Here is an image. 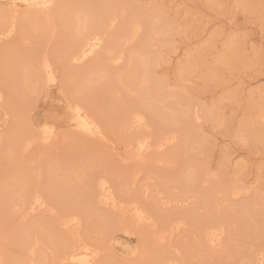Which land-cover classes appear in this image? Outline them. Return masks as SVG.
Wrapping results in <instances>:
<instances>
[{"label": "rangeland", "instance_id": "rangeland-1", "mask_svg": "<svg viewBox=\"0 0 264 264\" xmlns=\"http://www.w3.org/2000/svg\"><path fill=\"white\" fill-rule=\"evenodd\" d=\"M262 4L264 0H131L123 7L128 9L124 16H114V25L107 32L103 49L117 42L126 53L132 56L134 53L133 57H137L145 43H150L151 79L162 84L153 104H159L158 107L162 104L165 108L160 110L161 116L148 117L146 131L154 137L161 130L162 133L173 131L176 135L161 150L152 140L151 148L140 160L132 156L130 144V136L140 130L122 129L118 121L124 111L138 107L135 86L132 84L121 90L115 80L117 77L107 83L109 86L101 84L98 73L106 67L104 53L78 66L84 71L80 83L83 84L86 77L95 83L91 89L78 92L77 97L89 102L90 109L99 113L110 143L76 135L68 123L69 92L73 90L70 73L76 66L60 64L59 73L66 74L61 84L33 93H18L12 87L14 78L4 73H7V65L0 58V87L7 100L0 103V256L4 258L3 264H16V259L27 257L19 242V233L26 228L37 236V260L64 264L57 261V249L42 227L51 230L56 248L74 240L99 244L96 264H158L160 257L165 256L179 258L180 264H253L255 253L264 248V134L260 140L250 138L243 143L236 138V130L253 122L251 127L255 131H264V126L254 122L256 108L264 107ZM133 8H141L143 15L160 22L153 28L144 25L141 33L131 41L119 39V27L127 23ZM61 19L54 21L55 33L52 35L50 32L40 38L36 33L25 32L21 37L16 35L1 42L0 48L15 42L17 45L12 44L16 46L15 53L26 58L38 53L39 56H51L61 52L67 44ZM230 45L234 55L229 61ZM222 58L224 62L220 63L218 60ZM125 61L112 68L117 76L127 71ZM174 115L177 121L172 123L168 117L174 118ZM42 123L55 126L56 142L39 144L32 140V132ZM22 126L32 128L28 131L32 139L27 151L19 148L18 140L16 150L9 151L10 139L22 133ZM158 160H162L160 164ZM239 165L241 168L238 169ZM132 172L137 173L133 184L129 178ZM20 176L24 177V187L11 189ZM179 176L184 181L186 176L193 180L187 184L188 188L176 183ZM98 178L113 182L117 209L94 203L91 189ZM65 181L73 190L67 197L64 195ZM234 182L248 191L238 197L230 196L228 184ZM26 187L44 190L48 207L24 215L16 199L17 195L27 191ZM135 202L146 209L152 207L149 209H153L150 223L137 225L132 221L130 208ZM95 207L99 209L96 208L97 212ZM74 210L84 216L82 223L77 230L65 231L57 223ZM175 218L183 220L181 228L167 242L155 244L154 235L168 230L169 221H175ZM204 225L224 229L218 246L209 248L204 242L201 235ZM123 229L135 235H125ZM109 237L121 246L110 247ZM137 244L143 246L142 253L136 257L126 255L124 247L134 248Z\"/></svg>", "mask_w": 264, "mask_h": 264}, {"label": "bare ground", "instance_id": "bare-ground-1", "mask_svg": "<svg viewBox=\"0 0 264 264\" xmlns=\"http://www.w3.org/2000/svg\"><path fill=\"white\" fill-rule=\"evenodd\" d=\"M130 1L131 0H95V1H92V0H89V1H86V0H61V1L60 0H0V44H1V42L13 39V37L16 35H19V37H21L20 35H22L23 33L25 35V32L27 34L36 33V35L38 37L43 36L47 33L49 34L50 32H51L50 35H52V33L54 32V25H55L54 21H56L59 18L61 19V17H60L61 15H64V17H65L64 18L62 16L63 19H61V20H62V27L64 28L63 32H64V35L66 37L65 39H66V43H67L66 44L67 46L65 45L66 48L63 47L64 50H62L61 52L59 51L58 53H56L54 55H51V56L43 55L42 56L40 54L41 56H39V53H38V55L33 54L31 56V58L19 56L17 54V52L15 53L16 46L12 45L13 43L16 44L15 42L9 43L7 45L3 43V45H6V46L2 45L3 47L0 48V58L2 60L1 62H3V59H4V62L7 65V66L5 65L7 67V73L6 72H4V73L9 74L12 76V78H14L13 83H15V85H12V87H14V90L18 91V93H19V91H22L24 93H27V92L33 93V92L39 91L41 89L44 90L45 88H51L53 86H56L57 84H61L63 79L65 78L66 74L64 75L63 72L61 74L59 73L60 71H58V68H59L60 64L61 65L76 66V67H74L75 69L72 70V72H71L72 74L70 73V80L73 83L72 84L73 90H70V92H69V96H70L71 100L68 98L71 101L67 106L68 123L72 127L71 129L73 130L74 134H76V135H80L83 138H86L88 140L93 139V140H99L101 142H108L109 140L105 136L103 120L101 119L99 113H96L95 110L92 111L90 109L89 104H88L89 102L87 103L86 101H83L77 97L78 92H80L82 90L84 91V89L85 90L91 89L93 87V82H94V80H91L90 78L86 77L83 79V84H81L80 80H81L82 75L84 74V71H82V69L81 70L78 69L79 68L78 66L85 63V62H88L90 59H92L96 55H98L100 53H104L105 54V60H106V62H105L106 67L102 70L101 74L98 73V77L100 76L99 81L101 82V84L102 85L104 83L107 84V83L112 81V78L117 77V79H115V80L117 81L118 87L121 90L128 89L129 86L132 84L135 86L134 91L137 93V96H138L137 101H139L138 107L133 106L134 108H132V109L129 108V110L124 111L120 116V120H118V121L121 122L122 127H123L122 129L140 130V132L135 133L134 135L130 136V144L133 148L132 156L135 157L137 160L138 159L140 160L142 155L145 152H147L149 148H151L150 142H152V140L155 141L154 143H156L155 145H156L157 149H160L161 147L165 146L166 144H169L170 142H172V140H174L176 138V135H175V133H173V131H171V133H168V132L162 133V130H161V133H159L157 136L155 135V137H154L152 134H150L148 131H146V129L148 130V128H149L147 126L148 117L151 115L156 116V114L158 115V117L161 116L162 113L160 114V112H162V111H160V110L165 108V106L162 104L160 105V107H158L159 104H158V106L153 104L154 100L159 95L158 93L161 89L162 84H160V82L153 81L151 79L152 75L150 72V57H149V52H148V49L151 47L150 43L149 42L145 43L144 48L140 52V56H137V57H133L134 53H132L133 56L130 55V53H126V51L123 50V48L117 42H114V44H112L109 48H107L105 50L103 49L107 32L114 25V16L117 14H119L121 17L124 16V14L126 13V11L128 9L123 8V7H124V5L129 4ZM132 4H133V2H132ZM19 9H23V10H21L22 12H19ZM140 9L133 8L132 10H130L131 16H130L129 20L127 21V23H124L122 26L119 27V32H118V38L119 39H122L125 41L126 40L131 41V40H133V38L136 37V35L138 33H141V30L143 29L144 25L147 27L149 26V28H153V26L155 24L160 22L159 20H156V22L154 20L152 21V17L150 18L148 15L147 16L143 15L141 13ZM157 18H159V16ZM165 22H167V21H165ZM108 41H110L109 38H108ZM112 43H113V40H112ZM125 44H127V42H125ZM228 48H229L228 60L230 61L232 56L234 55V51H233L234 49H233L232 45H230ZM58 49L61 50L60 48H58ZM38 50H40V49H38ZM36 52H37V50H36ZM45 53H43V54H45ZM124 59L127 61L128 69L123 75H121L122 73L121 74L119 73L117 76V74L115 72H113L114 71L113 69H115L114 67H116ZM218 61H220V63H221V62H224V59L222 58ZM87 66H88V64H87ZM98 70H100V69H98ZM117 72H119V71H117ZM182 72H183V70H182ZM10 78H8V79H10ZM95 79H96V81H98L97 78H95ZM8 81L11 82V80H8ZM64 81H65V79H64ZM96 84H99V83H96ZM98 87H99V85H98ZM3 90L4 89H2L0 87V103L2 101L6 100L4 97L5 93ZM7 91H8V89H7ZM63 91L61 89L62 93H63ZM131 91H133V89ZM22 92H20V93H22ZM165 98L168 99L169 97H165ZM116 103H117V101H116ZM6 104L8 105V103H6ZM118 105H120V104H118ZM20 109H22V108H20ZM174 110H175V108H174ZM5 111H6L5 115H7L8 114L7 110L5 109ZM18 112H20V111H18ZM173 112H175V111H173ZM193 113H195V112H193ZM101 114H102V112H101ZM169 115L170 114H168V116ZM187 115H188V113H187ZM187 115H186V117H187ZM189 116H190V114H189ZM189 116H188V118H189ZM254 117L256 118L255 121L253 120L255 123L257 122L259 126H264V107L263 106H258L256 108V112H255ZM20 118H21V116H20ZM165 118H166V120L168 118H169V120H172V123L177 121V118L175 117V115H174V118H171V117H168V118L165 117ZM194 118H195V120H198V116H195ZM189 120H191V119H189ZM8 121H9V119H8ZM8 121H6V122H8ZM177 123L176 124L174 123L175 126L177 125ZM252 124H254V123L249 122L248 124H246L242 127H239L238 130H236L237 131L236 132V138L238 139L239 142L246 143L250 138H253V140L254 139L260 140L263 137L264 131H262L260 129L255 131V129L253 127H251ZM29 128L32 129L29 126L28 127L22 126V130H21L22 133L19 132L20 134H17V135H16V132L13 133L16 135V137L15 138L13 137L12 139H10V142H9L10 145H9V143L7 144L10 147L9 151L16 150V148H17L16 146H17L18 142L20 144L19 148L27 151L26 149H28V146L31 142L32 134H33L32 140L39 142V144L40 143L41 144L50 143L57 136L56 128L52 124L42 123L41 125H39L37 127V129H35L34 132L31 131L32 134L28 133V131L30 130ZM9 131H10V129H9ZM168 134L170 135V137H168ZM11 135H12V133H11ZM29 135H31V136H29ZM17 136H19V137H17ZM17 140H18V142H17ZM108 143H110V142H108ZM32 145H33V142H32ZM222 156H223V154H222ZM142 158H144V157H142ZM160 161H162V160H160ZM160 161L158 160V164H160ZM237 167H238V169L241 168L240 165ZM184 172L186 173V171H184ZM226 172H227V169H226ZM66 175L67 174H65V176ZM185 175H187V174H185ZM192 175H193V173H192ZM54 177H55V175H54ZM136 177H137V173H134V172H132L129 175V178L132 182V183L130 182L131 184H133ZM179 177H180V179L179 180L176 179V181L178 180L176 183H179V185L181 184L187 188H188V185H190V182L193 181V180H191V178H189V176L185 177V181H184V179H181L182 176H179ZM53 180L54 179H52V181ZM127 182H129V181H127ZM226 182H227V180H226ZM23 183H24V177L20 176V177L16 178V180L12 183L11 186L10 185L9 186H10V188L16 187V186L24 187V185H22ZM85 183H87V182H85ZM238 183H240V182H238ZM118 184H120V183H118ZM228 186H229L230 196H232V197L241 196L245 191H248L246 188H244L243 186H241L235 182L231 183L230 185L228 184ZM63 187L65 189L64 190L65 197L70 196L72 194V191H73L72 187L68 186L66 181L64 182ZM7 188H8V186H7ZM40 188H42V187H40ZM11 189H14V188H11ZM25 189L27 191L25 193H23L22 195L21 194L17 195V199H16V202H19L18 205L20 204V207L23 209L24 215L33 214L34 212H38V211L46 209L48 207V204H47L48 197H47V194L44 192V190H42V189H29L27 187ZM88 194H89V191H88ZM91 194H92L91 198L94 200V203H97L101 206H108V207L112 208L113 210L118 208V202L116 200V195H115V187H114V184L111 180H108L106 178L96 179L92 185ZM232 197H230V198H232ZM49 199H50V197H49ZM90 199H89V201H90ZM136 203L137 202H135V204H133L130 208V211L132 214V221L134 223H136L137 225H144V224L150 223L151 222V214H150L151 210H149V209L152 207H150L149 209H146V208H144L145 206L142 207ZM13 206L15 208L17 207L16 204ZM83 208H85V207H83ZM96 208L97 207H95L94 210L97 212L98 208L97 209ZM152 211H153V209H152ZM47 215H48V213H47ZM83 217L84 216H82V214L80 212H78L77 210H74V212H72L68 217L61 219L59 221V223H57V222L56 223L58 224L59 227L63 228L65 231L69 232L70 230H75V229L77 230L79 228V226L82 223ZM182 221L176 220V218H175V221L171 219L168 223V227H167L168 230L161 231L160 233L155 234L153 239H152L153 242L157 245H162L165 241L167 242V239H169L171 236L173 237L172 234H174V232H177L181 228V226L183 225ZM152 223H154V222H152ZM204 226H205V228L202 227V229H201L202 230L201 235H202L204 242L208 245L209 248H214V247L218 246L221 243V239H222L224 229L222 227L218 228V227H214L212 225H209V226L204 225ZM51 227H54V225L51 224ZM42 230L48 234V240H50L51 244L54 245L55 249H57V258L56 257L55 258L57 259L58 262L64 263V264H96V262L99 258V255H100V245L99 244L94 245V244H90V243H86V242H79V240H74L71 243L69 242L70 244L67 246H65V244H63V245H60L59 247L56 248V244L53 241L52 235L50 234L51 230L48 231L45 227H42ZM62 230H61V232H64ZM59 231H60V229H59ZM123 232L125 235H128V236H130L131 234H133V236L135 235L134 233H132V231L130 232V230H127V229H123ZM19 234H20L19 235V238H20L19 242H21L20 243L21 248H22V250L27 252V257L16 259L15 260L16 264H46L44 262H40L39 260H37L35 258V253L37 250V243H38L37 236L35 237L33 235V232H31L28 228L23 229L22 232ZM42 234H44V233L42 232ZM59 242H60V240H59ZM61 243H62V240H61ZM109 246L114 248V247L121 246V245L119 244V242L117 240H114V238H110ZM142 247L143 246L140 247V245H138L137 247H134V248L124 247V249H125L126 255L131 256V257H136L142 253ZM1 258L2 257L0 256V264H3L4 258L3 259H1ZM262 258H264V248H262V250L255 253L254 259H253V264H260ZM134 259H136V258H134ZM178 260H179V258H178ZM178 260H177V258L176 259L175 258H167L165 256V257H160L158 264H180ZM248 262H249V258H248Z\"/></svg>", "mask_w": 264, "mask_h": 264}, {"label": "snow or ice", "instance_id": "snow-or-ice-1", "mask_svg": "<svg viewBox=\"0 0 264 264\" xmlns=\"http://www.w3.org/2000/svg\"><path fill=\"white\" fill-rule=\"evenodd\" d=\"M261 10H262V16H264V4L261 5ZM261 70L264 71V65H262ZM260 264H264V258H262Z\"/></svg>", "mask_w": 264, "mask_h": 264}]
</instances>
